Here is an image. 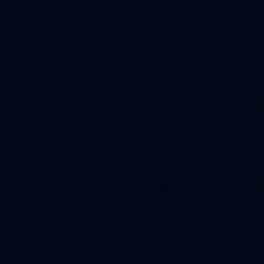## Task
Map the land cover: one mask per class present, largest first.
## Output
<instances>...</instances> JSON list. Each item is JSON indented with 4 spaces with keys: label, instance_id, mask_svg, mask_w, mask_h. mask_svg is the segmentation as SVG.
<instances>
[{
    "label": "water",
    "instance_id": "1",
    "mask_svg": "<svg viewBox=\"0 0 264 264\" xmlns=\"http://www.w3.org/2000/svg\"><path fill=\"white\" fill-rule=\"evenodd\" d=\"M0 264H264V0H0Z\"/></svg>",
    "mask_w": 264,
    "mask_h": 264
}]
</instances>
